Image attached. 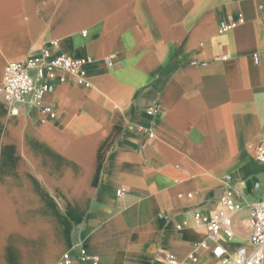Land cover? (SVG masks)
Wrapping results in <instances>:
<instances>
[{"label": "crops", "instance_id": "0c3cea01", "mask_svg": "<svg viewBox=\"0 0 264 264\" xmlns=\"http://www.w3.org/2000/svg\"><path fill=\"white\" fill-rule=\"evenodd\" d=\"M263 2L0 0V86L8 62L49 42L55 55L92 60L89 87L57 69L51 90L16 115L0 96V264H57L66 253L84 264L79 247L100 264L193 251L197 264H221L197 248L206 234L195 211L230 220L227 250L248 246L264 194L251 148L264 139ZM227 190L238 208L221 204Z\"/></svg>", "mask_w": 264, "mask_h": 264}, {"label": "built area", "instance_id": "2783aa9c", "mask_svg": "<svg viewBox=\"0 0 264 264\" xmlns=\"http://www.w3.org/2000/svg\"><path fill=\"white\" fill-rule=\"evenodd\" d=\"M260 19L264 23V2L260 5ZM244 21L239 14L236 19L223 22L219 26V33L227 32ZM56 47L55 42H49L40 50L36 57H28L19 61L8 62L4 69L3 80L0 86V96L8 106L10 115L18 113L19 105L37 104L43 95L52 88V83L56 81L54 71L59 69L78 76V83L89 87L85 81L84 67L92 60L90 58H72L69 55L53 54ZM226 59L224 55L220 57ZM113 57L105 59L108 65H112ZM254 63H257L256 55L253 56ZM160 110V105L154 103L147 106L146 111L153 114ZM44 114L53 116L50 109L45 107ZM252 150L256 159L264 163V139L252 145ZM125 189L117 190L116 194L122 196ZM233 191L227 190L220 199L221 204L228 208H238L232 199ZM190 197V195H188ZM163 216V215H161ZM192 223L195 227L203 229L206 238L197 244L201 251H209L214 259L221 264H264V194L262 198L255 202L250 210L248 246H240L234 251L227 250L220 242V238L230 241L234 235L230 220L220 212L203 214L195 211L192 214ZM78 258L80 263L100 264L99 258L89 256L82 247L78 248ZM167 264H197L198 254L193 251L187 255L183 261H177L171 253L164 255ZM72 257L66 253L57 264H72Z\"/></svg>", "mask_w": 264, "mask_h": 264}]
</instances>
